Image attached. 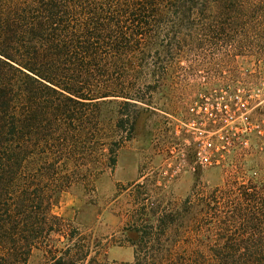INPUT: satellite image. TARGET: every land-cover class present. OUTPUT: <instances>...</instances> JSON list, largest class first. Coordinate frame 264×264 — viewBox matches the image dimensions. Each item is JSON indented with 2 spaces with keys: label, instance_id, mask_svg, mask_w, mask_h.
<instances>
[{
  "label": "trees",
  "instance_id": "16d2710c",
  "mask_svg": "<svg viewBox=\"0 0 264 264\" xmlns=\"http://www.w3.org/2000/svg\"><path fill=\"white\" fill-rule=\"evenodd\" d=\"M209 4L0 0V264H26L33 250L44 264H109L90 258V241L53 208L101 173L97 121L110 154L129 141L139 106L162 85L164 28L169 43L181 30L209 35ZM235 190L215 189L207 204L142 199L123 230L135 237L118 245L133 261L110 264H264V182ZM201 214L220 225L205 238L217 244L181 247Z\"/></svg>",
  "mask_w": 264,
  "mask_h": 264
},
{
  "label": "rangeland",
  "instance_id": "374dc122",
  "mask_svg": "<svg viewBox=\"0 0 264 264\" xmlns=\"http://www.w3.org/2000/svg\"><path fill=\"white\" fill-rule=\"evenodd\" d=\"M209 6V35H202L201 29H186L169 43L165 34L171 29L164 28L158 45L163 51L172 50L160 55L162 85L150 91L152 98L139 106L129 141L119 143L110 154V147L102 146L97 121V172L101 173L95 182L62 194L53 208L55 215L90 241V258L109 264L132 259L130 248L115 247L135 237L123 230L127 214L133 206L140 207L142 199L148 198L155 206L187 199L207 204L215 189L229 194L237 185L264 182V90L253 112L262 136L253 140L250 153L225 157L211 168L200 167L194 158L189 127L195 117L192 110L242 86L264 84V0H225L222 5L210 0ZM114 138L120 141L119 135ZM199 216L189 234L193 241L181 242V247L217 244L208 245L205 238L207 231L214 232L220 225L211 215ZM62 247L57 244L58 249ZM26 264H44L42 254L33 250Z\"/></svg>",
  "mask_w": 264,
  "mask_h": 264
},
{
  "label": "built area",
  "instance_id": "2783aa9c",
  "mask_svg": "<svg viewBox=\"0 0 264 264\" xmlns=\"http://www.w3.org/2000/svg\"><path fill=\"white\" fill-rule=\"evenodd\" d=\"M264 84L242 86L221 94L215 102L201 104L190 121L196 163L211 168L231 155L251 152L253 140L262 136L261 124L253 119L260 105Z\"/></svg>",
  "mask_w": 264,
  "mask_h": 264
},
{
  "label": "crops",
  "instance_id": "0c3cea01",
  "mask_svg": "<svg viewBox=\"0 0 264 264\" xmlns=\"http://www.w3.org/2000/svg\"><path fill=\"white\" fill-rule=\"evenodd\" d=\"M115 248H118V249H122V248H128V247H115ZM115 248H112L110 251H109V256L111 255L112 251L115 249ZM131 249V248H130ZM132 250V249H131ZM132 253H133V250H132ZM115 261V260H114ZM133 261V255H132V259L130 261H125L126 263H130ZM122 262V261H120Z\"/></svg>",
  "mask_w": 264,
  "mask_h": 264
}]
</instances>
